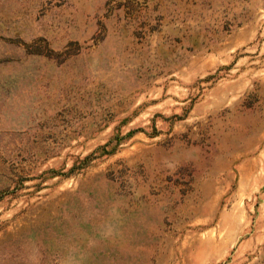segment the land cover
<instances>
[{
    "label": "rangeland",
    "instance_id": "rangeland-1",
    "mask_svg": "<svg viewBox=\"0 0 264 264\" xmlns=\"http://www.w3.org/2000/svg\"><path fill=\"white\" fill-rule=\"evenodd\" d=\"M0 264H264V0H0Z\"/></svg>",
    "mask_w": 264,
    "mask_h": 264
}]
</instances>
